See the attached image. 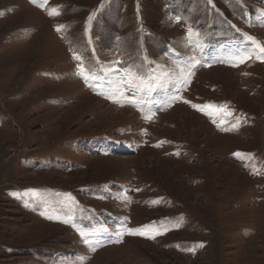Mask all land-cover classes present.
<instances>
[{"label": "rangeland", "instance_id": "obj_1", "mask_svg": "<svg viewBox=\"0 0 264 264\" xmlns=\"http://www.w3.org/2000/svg\"><path fill=\"white\" fill-rule=\"evenodd\" d=\"M246 36L264 0H0V264H264Z\"/></svg>", "mask_w": 264, "mask_h": 264}, {"label": "snow or ice", "instance_id": "obj_2", "mask_svg": "<svg viewBox=\"0 0 264 264\" xmlns=\"http://www.w3.org/2000/svg\"><path fill=\"white\" fill-rule=\"evenodd\" d=\"M209 2H211V0H209ZM52 14L59 15V12L50 13V15H52ZM57 30L59 31L60 29H57ZM193 35L194 34L191 32V30H189V38H191ZM246 39L249 40V41H252L253 44L255 45V48L259 50L260 55H257L256 58L259 59L261 62H264V45H261L259 42L255 41L254 38L251 37V36H246ZM235 55H236V58H237V63L233 64L232 66H238L239 63H244L248 59L252 58V54L248 53L247 49H245L243 52L238 51ZM184 102L185 103H190L187 100H185ZM191 106L194 109H196L197 111H204L203 108H200V107H198L195 104H192ZM205 114H207V113H205ZM147 118L150 120L151 116H149ZM234 127H238V123L236 125H234ZM127 231H128V234H130V235H142V236L146 235L144 230H132V229H129ZM157 234H160V233H157ZM81 235H82V238L85 239V243H89V241H88L87 237H85L84 233H81ZM146 238L154 239L155 237L154 236H147ZM89 246L91 247V250L93 252H95L97 250V247L94 244H89ZM199 247H203V245L201 244V245H199Z\"/></svg>", "mask_w": 264, "mask_h": 264}]
</instances>
